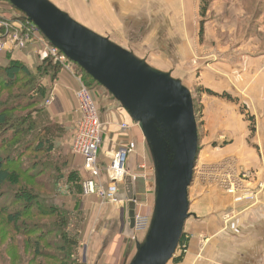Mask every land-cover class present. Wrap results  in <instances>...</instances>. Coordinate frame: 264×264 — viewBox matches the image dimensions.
Wrapping results in <instances>:
<instances>
[{
	"label": "rangeland",
	"instance_id": "1",
	"mask_svg": "<svg viewBox=\"0 0 264 264\" xmlns=\"http://www.w3.org/2000/svg\"><path fill=\"white\" fill-rule=\"evenodd\" d=\"M48 1L62 10H67L66 13L71 19H76L80 25L99 35L109 34L111 39H118L117 36L113 35V38L111 33L102 31L103 29L100 30L97 26L99 23L91 25L90 22L96 21L97 18L105 22L103 24L105 27L109 22L114 23L115 26H108V28L111 30L116 28V33L126 37V43L130 45L136 41H150L152 45L163 43L161 48L152 49L154 53L144 54L137 51L136 56L144 58L151 67L160 66L157 61H159L161 49L167 54V57H164L165 60H162L166 62L168 59L171 64L173 63L172 65L177 67L173 72L174 75H171L173 77L180 76L182 83L192 95L198 130V152L192 182L206 191L209 187H213L224 194H230L221 187L227 170L224 166L217 164L228 158L237 161L238 159L235 156L220 155L227 144H230L228 143L229 132L226 131L224 134L220 133V129L215 131L216 124L220 123L216 118L218 114L226 115L230 131L236 126L235 119H238L239 122L242 121L245 125L247 143L251 145V149H254V145L251 143L256 129V120L251 103L242 101L241 97L244 96L242 91H238L237 88L248 77V72L242 76L241 69H250L254 64L255 56L258 57L262 54L264 56V0H207L208 9L203 16L201 7L204 0H190V5H188V0H180L178 5L179 21H161L160 16L156 14V16H151V21L145 25L141 23L140 18L145 16L146 10H140V8L136 14L127 12L128 9L123 12L122 5L111 0H95L96 11L90 9L91 0ZM0 3L2 16H6V18L22 16L6 0H0ZM80 6H83V13L81 12V16H77ZM161 17L164 20L169 18V16ZM135 22L136 25H131ZM200 28H203L202 37H200ZM180 30L184 34L179 38L168 37L170 31L176 35ZM160 34L163 35V39H160ZM175 43L179 48L175 47ZM148 44L150 43L148 42ZM32 45H39V43H30L25 49ZM39 47L42 49L40 51V61H42L48 58V54L45 48L40 45ZM262 63L264 66V59ZM35 64L36 62H34ZM229 64H232V68H229L230 72H225V75L221 76L222 79H216L219 85L211 86L214 82L212 76L215 69H218V66L226 67ZM164 67L169 69L170 66L167 64ZM74 68V77H80L82 81V74H80L78 66L74 65ZM155 68L164 72L162 69ZM231 79L234 84L228 83ZM58 81V75L53 81L50 76L45 77L41 80L39 90L45 88L47 91L42 102L47 116L65 130L63 137L56 138V147L53 152L54 155L66 160V166L61 170L58 169V173L53 174L54 181L57 183V190L53 197H55V204L58 208L67 209L77 216L75 221H71L68 228L69 234L74 235L77 240L74 257L79 264H129L136 253V244L142 241V237L134 236L133 230L130 229V223L127 221L129 200L126 178L130 177L135 183H132L135 214L146 216H150L153 209L154 183L152 182V161L146 143L145 148L140 151L137 149L138 147L125 142V137L121 135L129 128H133L140 134V140L142 142L145 140L138 126L129 120L119 103L102 89L89 83L90 88L87 87V89L91 92L97 105L99 120L103 125L102 145L98 152L99 176H90L83 168L82 157L73 149L74 131L78 120L77 102L76 100L74 102L72 97L69 98L68 104H64L58 99L54 94V85ZM206 90L214 94H207ZM248 92L246 89L243 91L245 94ZM221 93L231 95L235 101L220 97ZM230 117L232 118L230 119ZM123 123H126L128 127L125 130H120ZM204 139L210 143L204 145ZM121 147L128 148L131 152L128 154L125 164L127 176L118 185L117 202H110L95 194H86L83 187L88 181L99 183L105 190L107 189L109 184L107 168L111 161V155ZM207 147L208 150L205 152L204 149ZM210 153L215 156L212 157ZM243 168L254 171L246 166ZM59 172L63 175L62 179L58 176ZM72 175H76L77 188L69 182ZM79 188L81 193H73V191H79ZM26 226L29 227L24 225V227ZM35 228H40V226H35ZM25 237V235L19 237L12 232V229L8 228L5 223V218L0 214L2 249L7 248L10 243L9 247L15 244L18 254L29 257L30 251L26 252L25 250ZM52 252L55 250L53 249Z\"/></svg>",
	"mask_w": 264,
	"mask_h": 264
},
{
	"label": "water",
	"instance_id": "2",
	"mask_svg": "<svg viewBox=\"0 0 264 264\" xmlns=\"http://www.w3.org/2000/svg\"><path fill=\"white\" fill-rule=\"evenodd\" d=\"M69 61L100 84L140 129L155 169L148 233L129 264H168L189 218L188 189L198 152L190 91L125 49L84 28L48 0H6ZM127 221L134 227L132 180L126 178Z\"/></svg>",
	"mask_w": 264,
	"mask_h": 264
},
{
	"label": "trees",
	"instance_id": "3",
	"mask_svg": "<svg viewBox=\"0 0 264 264\" xmlns=\"http://www.w3.org/2000/svg\"><path fill=\"white\" fill-rule=\"evenodd\" d=\"M206 1L202 3V16L208 9ZM2 18L6 16L0 14ZM10 19L25 20L26 17L22 14ZM202 36L203 28H200ZM78 69L86 87L90 88L91 83L109 94ZM59 71L60 67L50 58L30 68L11 54L0 55V214L12 232L19 237L26 236L25 250L30 251L29 257H24L18 254L15 244L9 247L11 243L2 249L0 239V264H79L74 257L76 237L68 232L77 216L58 208L53 197L57 190L53 174L66 166V160L53 152L56 138L63 137L65 130L47 116L42 105L47 91L39 90L42 79L50 76L53 81ZM206 93L214 94L209 90ZM220 97L233 100L226 93ZM58 176L63 178L60 172ZM76 180V175H72L69 182L76 187ZM76 192L81 193V189L73 191ZM187 245L188 239L182 235L175 253L179 254L172 258L174 263L182 262Z\"/></svg>",
	"mask_w": 264,
	"mask_h": 264
},
{
	"label": "crops",
	"instance_id": "4",
	"mask_svg": "<svg viewBox=\"0 0 264 264\" xmlns=\"http://www.w3.org/2000/svg\"><path fill=\"white\" fill-rule=\"evenodd\" d=\"M111 1L114 3L119 2L117 4L122 5L123 12H125V9H128L129 11L127 12L136 14V11H139L140 8V10H146L145 16L140 18L141 23L144 25L151 21V16H156V14L160 16L161 21H179L178 5L180 4V0ZM90 3V9L96 11L95 0H91ZM188 5H190V0H188ZM58 9L65 13L67 11L60 8ZM78 9L77 16H81V12L83 13V6H80ZM161 16H169V18L164 20ZM74 20L75 22L77 21L76 19ZM90 23L91 25L99 23L97 26L100 30L103 29L102 31H107L112 34V37L115 35L118 39H111L108 36L109 34H105L106 36L99 35L89 28L83 25L81 26L99 35L100 37L109 40L116 46L125 49L135 56L137 51L144 54L147 52L154 53V50L152 49H159L162 47L161 44H163L160 43V45H152L150 41H136L130 45L126 43V37L120 36L122 34L116 33V28L114 30L108 28V26H115L114 23L109 22L105 27L103 26L105 22H102V19L98 18L96 21H92ZM131 25H136V22ZM182 34H184V32L181 30L176 35L170 31V35L168 37L171 38L173 36L175 39L182 36ZM164 37L167 38L165 35ZM160 39H163L162 34H160ZM148 42L151 45L148 44ZM175 47L179 48L176 43ZM39 48V45H32L22 51L0 52V55L11 54L12 57L14 56V59L20 60L28 67L33 68L34 62H39L41 58L40 51L42 49ZM166 55V51L164 52V50L160 49V57L158 58L159 61H157L160 63V66L155 65V67L162 69L164 72L170 73L171 75L177 67L172 65L173 63L171 64L168 59L166 62L163 61L165 60L164 57H167ZM254 58V64L251 65L252 67L250 69H241L242 76H244L245 72H248V77H246L243 84L237 88L238 91H242V95L244 96L241 97L242 101L251 103L252 112L254 113L256 120V129L251 143L254 145V149H251V145L247 143L245 137V125L242 121L239 122L238 119H235L236 126L230 131V126L227 125L226 115L222 114L221 116L218 114L216 119L220 123L216 124L217 129H215V131L220 129V133L226 134V131L229 132L228 143L230 144H227L223 151H221L220 155L235 156L242 166L252 168L256 172L254 180L251 183V188L254 189V193L256 194V200L254 202L243 200L241 199L240 193L224 194L213 187H209L206 191L196 185V183L191 182L188 189L190 216L185 221L182 234L188 239L187 249L182 262L174 263L171 260L168 264H264V66L262 63L264 56L262 54L258 57L255 56ZM139 59L146 61L144 58ZM167 64L170 66L169 69L164 67ZM217 68L218 69H215V73L212 76V80L214 82L213 84L210 82L212 84L211 86L219 85V82L216 79L225 75V72L229 73V68H232V64H229L226 67L218 66ZM59 72V81L56 85H54V94L64 104H68L67 102L70 101L69 98L71 97L75 102L74 93L78 88L77 79L65 69H60ZM173 78L182 83L180 76ZM230 82L228 83L234 84L232 79ZM182 85L184 84L182 83ZM245 89L249 91L246 94L243 93ZM231 118L232 117H230V119ZM121 136L125 137V142L128 144L138 147V150L142 151V149L145 148L144 146L146 142H142L140 140V134L133 128H129V130L124 132ZM213 140L215 141L216 138ZM203 141L204 145L210 143L206 142L205 139ZM204 150L206 152L208 147ZM211 156L214 157L215 155L211 154ZM152 168V182L155 183V169L153 161ZM132 183L135 184L134 181H132ZM260 185L262 186L261 189H259ZM153 197H155V195H153Z\"/></svg>",
	"mask_w": 264,
	"mask_h": 264
},
{
	"label": "built area",
	"instance_id": "5",
	"mask_svg": "<svg viewBox=\"0 0 264 264\" xmlns=\"http://www.w3.org/2000/svg\"><path fill=\"white\" fill-rule=\"evenodd\" d=\"M30 43H39L40 46L45 48L48 58L51 59L54 65L67 70L74 76L75 64L52 46L27 18L25 20L0 19V52L22 51ZM76 79L79 86L74 93V97L77 102L78 120L74 131L73 149L75 153L82 157L84 170L90 176L98 177V152L102 145L103 125L99 120L97 105L91 92L82 83L80 77ZM129 120L131 121L130 117ZM127 127L128 125L123 123L120 126V130H125ZM130 152V149L121 147L117 152L112 153L111 161L107 168L109 184L106 190L99 183L88 181L83 187L84 192L86 194H95L113 203L117 202L118 185L127 176L125 164ZM217 165H222L227 170L221 183V187L226 189L227 193L237 194L238 192L243 200L251 202L256 200L254 189L251 188V183L256 174L254 171L243 168L236 159L231 158L224 159ZM261 188L262 186L260 185L259 189ZM152 192L155 193V183ZM132 201L135 205L134 199ZM150 224L151 216L135 214L134 227L132 229L134 236H141L143 239L149 231Z\"/></svg>",
	"mask_w": 264,
	"mask_h": 264
}]
</instances>
